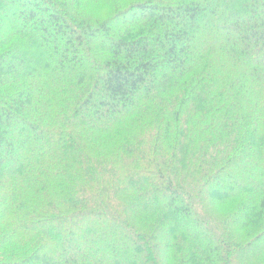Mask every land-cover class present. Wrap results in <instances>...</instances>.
I'll return each mask as SVG.
<instances>
[{
	"label": "trees",
	"instance_id": "trees-1",
	"mask_svg": "<svg viewBox=\"0 0 264 264\" xmlns=\"http://www.w3.org/2000/svg\"><path fill=\"white\" fill-rule=\"evenodd\" d=\"M102 1L0 0V264H264V0Z\"/></svg>",
	"mask_w": 264,
	"mask_h": 264
},
{
	"label": "rangeland",
	"instance_id": "rangeland-1",
	"mask_svg": "<svg viewBox=\"0 0 264 264\" xmlns=\"http://www.w3.org/2000/svg\"><path fill=\"white\" fill-rule=\"evenodd\" d=\"M103 6H104V0L102 1L101 5H100V9H99V8H98V9H94L93 14L96 15V16H102V15H105V13H106V12H105L106 6H104V7H103ZM97 12H99V13L102 12V13H101V14H99V13H98V14H95V13H97ZM96 42H98L97 45H96V46H97V52H102V50L104 49V48L102 49V48L100 47L101 45H102L103 47H105V48L107 47V45H106V44H107V43H106L107 41L104 40L103 38L97 40ZM98 46H99V47H98Z\"/></svg>",
	"mask_w": 264,
	"mask_h": 264
}]
</instances>
